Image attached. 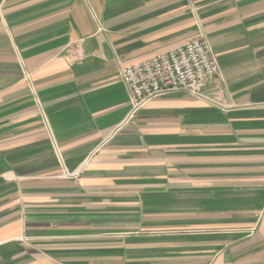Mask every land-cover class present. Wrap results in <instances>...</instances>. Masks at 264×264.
Instances as JSON below:
<instances>
[{
    "label": "crops",
    "instance_id": "obj_1",
    "mask_svg": "<svg viewBox=\"0 0 264 264\" xmlns=\"http://www.w3.org/2000/svg\"><path fill=\"white\" fill-rule=\"evenodd\" d=\"M201 37L210 98L128 119ZM0 264H264V0H0Z\"/></svg>",
    "mask_w": 264,
    "mask_h": 264
},
{
    "label": "built area",
    "instance_id": "obj_2",
    "mask_svg": "<svg viewBox=\"0 0 264 264\" xmlns=\"http://www.w3.org/2000/svg\"><path fill=\"white\" fill-rule=\"evenodd\" d=\"M72 62L84 57L68 49ZM220 73L218 61L209 46L201 38H195L184 46L157 54L143 61L122 68V80L130 91L129 118L150 100L161 95L184 91L194 97L208 99L207 86Z\"/></svg>",
    "mask_w": 264,
    "mask_h": 264
}]
</instances>
